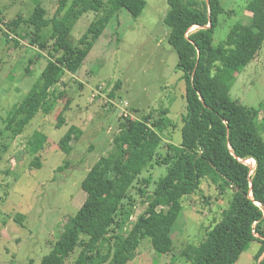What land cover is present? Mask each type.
<instances>
[{"label": "trees", "instance_id": "obj_1", "mask_svg": "<svg viewBox=\"0 0 264 264\" xmlns=\"http://www.w3.org/2000/svg\"><path fill=\"white\" fill-rule=\"evenodd\" d=\"M167 2L170 8L164 23L170 28L169 42L178 53L187 86L182 141L179 145L168 142L165 154L158 153L162 134L172 125L168 109L158 117L153 112L143 119L123 116L112 152L102 156L82 181L87 192L84 203L41 264H67L75 252L71 264H127L146 236L158 252L172 253L184 202L201 193L205 178L222 179L220 194L231 190V198L207 229L202 244L186 245L185 259L189 264H236L250 243L259 241L254 258L264 264V136L260 128L264 104L251 107L231 96L237 75L263 46L264 0H251L249 20L236 22L217 47H213L214 33L226 12L220 0ZM146 5V0H57L55 13L47 17V8L36 0L29 15L19 13L8 21L7 31L3 30L7 42L20 45L23 30L33 27L24 37L38 46V56L46 53L48 58L38 81L3 119L0 151L8 150L6 139L15 140L38 113L50 114L67 96L65 89L58 88L66 85L64 76L81 69L111 20L122 9L138 18ZM91 10L97 12L95 18L76 44L72 29ZM46 27L51 35L44 39ZM68 103L58 116V126L66 122ZM81 133L79 127L71 126L61 142L63 150L71 152V139H79ZM47 141V135L38 130L29 138L27 152L34 157L33 167L42 166L38 154ZM251 158L255 167L247 162ZM2 159L0 153V163ZM154 165H166L168 171L150 191L152 176L142 173ZM131 189L146 205L134 221L137 199Z\"/></svg>", "mask_w": 264, "mask_h": 264}, {"label": "rangeland", "instance_id": "obj_2", "mask_svg": "<svg viewBox=\"0 0 264 264\" xmlns=\"http://www.w3.org/2000/svg\"><path fill=\"white\" fill-rule=\"evenodd\" d=\"M146 1L138 18L122 9L111 20L81 69L64 76L66 85L58 88L65 89L67 96L53 112L38 113L20 136L13 141L5 140L9 148L5 153L0 151L3 156L0 163V264H41L60 238L67 221L84 203L87 192L82 181L102 156L112 152L123 116L143 119L153 112L158 117L168 109L172 125L162 134L158 153L165 154L168 142L181 143L183 118L187 113V86L178 67V53L169 42L170 28L164 23L170 7L167 0ZM220 1L226 12L220 16L213 47L226 39L236 22L248 21L252 15L248 9L251 0ZM41 4L48 10L47 17L53 16L57 0H41ZM35 5L36 0H0V127L8 112L38 81L47 63V54L38 56V46L31 45L28 36L24 37L26 32H33V27L23 30L18 46L7 42L3 33L7 31L8 21L19 13L29 15ZM96 13L94 10L85 12L76 22L71 32L74 43L86 33ZM50 35V27L44 28V39ZM231 96L251 107L264 104V43L256 58L237 75ZM68 101L66 122L58 126V116ZM73 125L82 133L79 139H71L73 149L67 152L61 142ZM260 128L264 136L263 123ZM37 130L48 137L38 154L41 167L31 165L34 157L27 152V142ZM167 171L166 165H154L143 171L142 176H152L150 191ZM222 181L205 178L201 193L186 198L184 211L176 223L172 253L158 252L151 238L146 236L127 264H189L182 253L184 248L188 243L202 244L207 229L229 204L231 190L220 194L218 186ZM136 192L131 189L137 199L133 221L146 208ZM259 247V241L251 242L236 264H257L254 256ZM77 253L71 255L67 264L75 260Z\"/></svg>", "mask_w": 264, "mask_h": 264}, {"label": "built area", "instance_id": "obj_3", "mask_svg": "<svg viewBox=\"0 0 264 264\" xmlns=\"http://www.w3.org/2000/svg\"><path fill=\"white\" fill-rule=\"evenodd\" d=\"M247 162H248L249 164H251L252 167H255L256 161H255L253 158L248 159ZM256 235H257V234H256Z\"/></svg>", "mask_w": 264, "mask_h": 264}, {"label": "water", "instance_id": "obj_4", "mask_svg": "<svg viewBox=\"0 0 264 264\" xmlns=\"http://www.w3.org/2000/svg\"><path fill=\"white\" fill-rule=\"evenodd\" d=\"M209 26H210V24L207 27H209Z\"/></svg>", "mask_w": 264, "mask_h": 264}]
</instances>
